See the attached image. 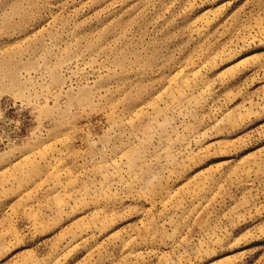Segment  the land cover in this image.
<instances>
[{
    "label": "rangeland",
    "instance_id": "rangeland-1",
    "mask_svg": "<svg viewBox=\"0 0 264 264\" xmlns=\"http://www.w3.org/2000/svg\"><path fill=\"white\" fill-rule=\"evenodd\" d=\"M0 264H264V0H0Z\"/></svg>",
    "mask_w": 264,
    "mask_h": 264
}]
</instances>
